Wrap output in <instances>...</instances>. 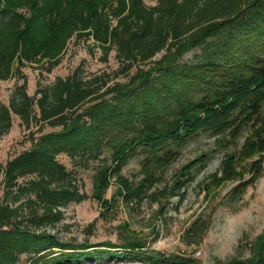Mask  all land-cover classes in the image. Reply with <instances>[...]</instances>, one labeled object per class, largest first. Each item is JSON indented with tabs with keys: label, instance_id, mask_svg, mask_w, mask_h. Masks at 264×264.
<instances>
[{
	"label": "trees",
	"instance_id": "16d2710c",
	"mask_svg": "<svg viewBox=\"0 0 264 264\" xmlns=\"http://www.w3.org/2000/svg\"><path fill=\"white\" fill-rule=\"evenodd\" d=\"M70 43L99 51L101 61L114 51V73L125 79L114 80L105 70L85 74L77 65L38 82L29 94L22 66L49 73ZM11 77L16 81L8 101H0V137L17 115L28 129L29 145L0 160V264L117 258L202 264L190 249L148 251L136 239L96 244L60 237L63 208L88 193L78 171L59 155L80 169H94L90 196L109 208L118 195L125 202L158 199L149 191L156 166L203 133L214 142L234 143L248 126L237 157L263 151L264 0H0V80ZM140 154L144 176L128 179L122 164ZM207 157L189 160L184 165L189 174L182 176H193L192 168ZM242 167L227 163L213 179L219 184L241 177ZM254 172L245 186L259 173ZM185 180L176 179L169 191L180 193ZM199 217L184 234L187 247L199 244L208 227ZM217 264H264V231L248 256Z\"/></svg>",
	"mask_w": 264,
	"mask_h": 264
},
{
	"label": "rangeland",
	"instance_id": "374dc122",
	"mask_svg": "<svg viewBox=\"0 0 264 264\" xmlns=\"http://www.w3.org/2000/svg\"><path fill=\"white\" fill-rule=\"evenodd\" d=\"M191 53L188 52L186 56ZM98 56L99 51L92 54L82 43H70L59 64L49 73L41 72L35 65L22 66L29 94L33 93L38 82L45 84L56 75L64 76L77 65L82 66L85 74L105 70L114 80L125 79L122 73L118 76L114 73L118 68L114 51L110 52L107 61H101ZM15 81L16 77L0 80V101H8ZM248 131L249 127L245 126L234 143H231L229 138L223 142H214L213 137L203 133L196 140L181 146L177 156L167 164L156 166L157 178L149 191H156L158 199L147 196L139 203L125 202L118 195L116 202L109 208L100 205L90 196L94 169H80L74 166L66 155H59V159L68 168L78 171L83 181V189L88 193L84 200L69 203L63 208L64 218L57 225L59 236L75 241L86 239L96 244L103 241L119 244L125 241V238L136 239L144 242L143 248L148 251L180 253L190 249L202 264H217L220 259L226 257L248 256L257 235L264 231V150L254 151L252 156L247 158L237 157L240 156L239 147ZM27 133L28 129L21 123L20 118L14 115L11 129L0 137L1 161L11 158L29 145L26 140ZM201 154L208 155L204 163L192 168L193 176L183 177V172H186L184 165ZM141 159L140 154L126 160L121 167L122 175L136 181L141 179L144 176ZM227 163L235 164L237 169L243 166V174L241 177L224 179L217 184L212 173L221 174ZM255 169L259 173L245 186V181L255 173ZM185 177L188 180H185L180 193L173 195L169 189L176 179ZM111 180L116 181L113 177ZM163 187L167 188L166 193H158ZM114 188V185L109 188L107 196ZM198 216L208 222V227L199 244L187 247L184 234ZM113 249L121 251V248ZM91 264L168 263H153L140 258H117Z\"/></svg>",
	"mask_w": 264,
	"mask_h": 264
}]
</instances>
